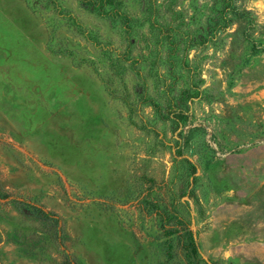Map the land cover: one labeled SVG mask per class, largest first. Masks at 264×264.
Segmentation results:
<instances>
[{"label":"rangeland","instance_id":"1","mask_svg":"<svg viewBox=\"0 0 264 264\" xmlns=\"http://www.w3.org/2000/svg\"><path fill=\"white\" fill-rule=\"evenodd\" d=\"M119 1L130 36L80 0H0V187L59 213L80 264H264V0H233L224 30L214 0ZM126 54L146 81L114 74ZM184 89L174 133L142 99L165 112ZM63 262L56 229L0 199V264Z\"/></svg>","mask_w":264,"mask_h":264},{"label":"trees","instance_id":"2","mask_svg":"<svg viewBox=\"0 0 264 264\" xmlns=\"http://www.w3.org/2000/svg\"><path fill=\"white\" fill-rule=\"evenodd\" d=\"M80 2L91 12H95L98 15L107 17L113 21H119L120 24L124 27L126 34L130 36L133 30V22L135 21V19L121 8V3L119 0H80ZM214 9L217 10L216 13L219 16V19H216V23L219 22V24L217 25L218 29H226L233 21L235 16L238 19L241 16L239 15L241 11L237 7H235L233 0H214ZM154 13L155 11L152 10L149 19L151 24V31H153V29L154 31L157 30V42L160 43L162 42V40H169L170 42L174 41V28L166 23L158 25L157 21H155ZM230 14H232L233 17H231ZM187 37L188 44L184 51H188L193 47H199L203 45L205 42L204 40H206V38L203 39V35L201 34L197 36L188 35ZM132 43L133 42H131L130 40V44ZM159 43L157 44L160 45ZM126 56L127 57H117V59L113 61L112 70L114 74H118L120 70L126 71L128 69H132L138 76L142 77L146 81V78L143 77L142 70L139 67L140 63L143 61L144 58L140 57L142 56V54L139 57L128 56L127 54ZM165 81H167V79ZM167 89L169 92L172 88L170 85H166V90ZM199 94L200 91L196 93V95ZM195 97L196 96H194L193 93L190 92V89H184L181 92L179 98L169 97L170 101L174 99L178 101L173 104H169V106L165 109V112L162 111L161 107L158 105L157 102H155L154 99L144 98L142 99V103H151V105H153L156 111H158V113L161 115L162 120L171 121L173 124V132L175 133L182 126V116L184 112H182L181 104H188V102L192 101ZM183 160H185V163H187L189 169L187 174L188 185L186 188L183 189V194L189 193L191 195L197 180L196 173L198 167L192 159L184 158ZM0 199L9 200L13 202L17 210L27 217L50 223L56 229V239L60 247H62L63 249L64 262L62 264H80L77 261L76 256L68 250L63 241L64 221L59 213L48 209V207H46L42 203L34 202L23 197L14 196L12 193L6 191L2 187H0ZM172 213V216L174 218V224L173 227L168 231L170 235L178 232V224H186L185 219L181 217L180 214H178L176 211H173ZM178 239L180 242H182V245H184L185 247L191 248L194 251L198 249V243L196 242L192 231L186 230L183 235L180 234V236H178Z\"/></svg>","mask_w":264,"mask_h":264}]
</instances>
